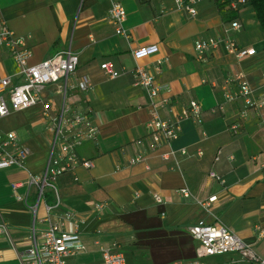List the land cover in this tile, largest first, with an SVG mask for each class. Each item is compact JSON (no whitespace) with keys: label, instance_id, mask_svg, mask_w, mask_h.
<instances>
[{"label":"crops","instance_id":"0c3cea01","mask_svg":"<svg viewBox=\"0 0 264 264\" xmlns=\"http://www.w3.org/2000/svg\"><path fill=\"white\" fill-rule=\"evenodd\" d=\"M116 1L126 11L123 26L129 31L128 39L117 35L108 19L112 0H0V18L23 36L31 49L29 63L68 47L78 56L76 70L66 80L65 97L58 91L64 81L43 91L54 112L63 101L71 111L88 107L97 128L94 139L75 148L78 156L93 161V167H76L55 181L60 198L55 212L68 210L84 218L78 234L85 249L70 262L95 263L101 259V248L111 245L124 253L126 264L188 262L195 259L198 244L188 227L198 220L210 223L214 219L250 244L264 260V237L258 239L255 234L256 225L264 227V109H248L246 117L239 119L237 112L243 102L237 99L225 103L223 112L209 111L223 102L226 78L239 71L256 89V98H264V32L252 7L234 9L226 4L219 9L217 3L224 0H199L198 15L190 19L173 0ZM228 11L235 17L230 19ZM233 19L240 22V32L229 28ZM209 37L228 38L255 52L236 57L221 44L205 60H197L194 41ZM151 44L157 45L156 53L133 58V49ZM102 61H110L120 75L108 78L99 67ZM158 61L157 72L154 65ZM137 64L151 71L155 83L162 87L157 100L164 98L166 103L156 108L161 118L172 119L190 100L198 101L202 108L198 123L181 121L179 138L172 147L185 148L188 154L179 156L178 162L162 159L166 146L150 149L147 123L152 107L146 91L134 83L132 70ZM17 71L14 60L0 48V77L10 76L15 82ZM81 75L91 80L88 91L75 86ZM29 108L38 112L37 117L22 119L13 129L0 127L14 130L29 151L24 168L0 169V223L6 226L5 230L0 228V264H21L18 253L28 247L31 227L37 232L47 227L44 202H53L52 193L46 190L35 216L28 207L35 203L37 192L23 182L28 172L38 174L44 169L50 149L41 105ZM236 120L239 130L233 133L228 126ZM218 149L221 154L214 160ZM139 152L145 159L129 165L130 158ZM230 154L231 163L227 160ZM210 171L223 182L209 177ZM15 181L20 182L17 193H27L28 205L15 199L10 187ZM182 188L188 195L180 192ZM153 193L160 194L163 202L156 203ZM210 195L218 199L206 210L198 201ZM96 203L104 206L96 209ZM65 226L73 232L71 222ZM203 261L262 264L242 261L236 253L213 255Z\"/></svg>","mask_w":264,"mask_h":264},{"label":"built area","instance_id":"2783aa9c","mask_svg":"<svg viewBox=\"0 0 264 264\" xmlns=\"http://www.w3.org/2000/svg\"><path fill=\"white\" fill-rule=\"evenodd\" d=\"M199 0H173L177 9L182 10L190 19L198 15L197 3ZM245 0L231 2L230 6L236 9ZM238 5V6H236ZM108 19L114 27L117 35L128 39L129 31L124 28L123 23L126 18V11L123 5L116 0H112L108 9ZM229 28L234 32L241 31V24L233 19ZM229 32V31H227ZM222 42V43H221ZM223 45V48L236 57L254 54V48H244L237 45L234 40L220 38H202L194 41V55L197 60H205L207 56L215 49ZM0 48H4L9 56L17 65V81L13 82L10 76L0 77V119L13 111H20L40 104L42 107V118L46 121L45 129L50 133V149L44 169L36 174L28 172L27 178L23 182L27 189L34 187L37 198L32 205L27 204V193L21 195L16 189L20 182H12L11 190L15 199L22 200L35 216L38 204L44 201L45 191L52 193L53 202L45 203L44 220L47 227L35 231L31 227L28 236V247L21 253H18V259L21 264H72L70 258L77 253L84 251L85 247L80 240L78 229L84 222L82 216H78L72 211L63 210L55 212L60 207V198L57 194L55 181L59 175L68 171H73L76 167L90 169L93 167V161L88 158L78 156L75 151L77 145L84 140L94 139L97 134V128L92 123L88 107L81 110H72L63 101L61 106L54 112L50 99H45L44 89L50 84L58 81H64L58 89L65 97L67 91L66 80L72 75L78 65V56L71 48H63L49 55L47 58L29 63L32 55L30 47L26 44L25 38L17 35L0 18ZM157 45L151 44L140 46L131 51L135 60L156 53ZM161 61L154 65V70H160ZM104 74L114 79L120 75V71L113 68L110 61H102L99 64ZM134 83L142 87L150 98L151 119L147 123L150 149L157 150L166 146L167 150L161 153L162 159H174L176 162L179 156L188 154L185 148L174 149L172 143L179 138L181 132V121L190 119L198 123L201 119L202 108L198 101L190 100L186 107L180 112L175 113L172 119H163L157 113V106L166 103L161 98L157 100L162 87L158 86L154 80V74L140 65H136L132 70ZM262 85H264V72L261 73ZM232 85L230 88L229 86ZM75 86L81 91H88L91 88V80L88 75L79 76ZM223 102L212 106L210 113L223 112L224 105L227 102L241 99L243 107L237 112L239 119L245 118L248 109L259 111L264 109V98H256V89L251 85L243 71L235 73L232 77L226 78L222 87ZM239 120L229 124L228 129L233 133L239 130ZM138 144L142 141L139 139ZM29 154L27 147L21 142L14 130L4 131L0 129V169L8 167H23ZM197 154H201L200 151ZM221 150L218 149L214 160L219 159ZM145 156L139 152L128 161L129 165L142 162ZM228 162H232L233 155H227ZM209 177L223 182V179L214 171L209 172ZM184 195H188L186 188L180 189ZM153 200L156 203H162V197L158 193H153ZM216 195H210L206 200L198 201V204L209 210L212 203L217 201ZM103 203H96L95 208L101 209ZM71 222L73 232L66 231L65 224ZM0 228L6 229L4 223H0ZM188 233L197 241L196 257L188 262L175 261L173 264H207L204 258L213 255H222L227 253H236L240 260L250 262H260L264 264L254 251L250 244L243 241L236 234L232 233L226 226L219 223L217 219L207 223L204 220H198L188 227ZM255 234L258 239L264 237V227L255 226ZM89 264H126L124 253L118 250L115 245L101 248V259L95 263Z\"/></svg>","mask_w":264,"mask_h":264},{"label":"trees","instance_id":"16d2710c","mask_svg":"<svg viewBox=\"0 0 264 264\" xmlns=\"http://www.w3.org/2000/svg\"><path fill=\"white\" fill-rule=\"evenodd\" d=\"M236 1L237 0H224L223 2L217 3V8L222 9L226 4H231V2H236ZM238 5L239 7L246 6V5L252 7L255 13V17L258 20L259 25L264 32V0H245L242 4H238ZM227 14L230 15L229 17L230 19L235 17L234 13L232 14V11L231 12L228 11Z\"/></svg>","mask_w":264,"mask_h":264},{"label":"rangeland","instance_id":"374dc122","mask_svg":"<svg viewBox=\"0 0 264 264\" xmlns=\"http://www.w3.org/2000/svg\"><path fill=\"white\" fill-rule=\"evenodd\" d=\"M37 113L38 112L35 109L31 108L20 111H13L7 116L0 119V127L2 129H13L20 124V120L29 119L33 117L35 118L37 117Z\"/></svg>","mask_w":264,"mask_h":264}]
</instances>
